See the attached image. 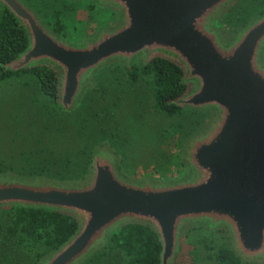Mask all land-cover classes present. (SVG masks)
Wrapping results in <instances>:
<instances>
[{"label":"water","instance_id":"1","mask_svg":"<svg viewBox=\"0 0 264 264\" xmlns=\"http://www.w3.org/2000/svg\"><path fill=\"white\" fill-rule=\"evenodd\" d=\"M70 1L89 2L115 21L74 43L23 0H0L28 38L4 71L52 68L57 105L70 113L103 69L161 57L182 69L189 86L172 104L208 120L184 143V173L175 180L125 177L107 146L91 153L78 182L0 174V211L44 210L78 222L75 234L38 264H83L127 225L156 235L160 264H174L195 227L223 234L242 264H264V14L229 37L218 22L237 0Z\"/></svg>","mask_w":264,"mask_h":264},{"label":"rangeland","instance_id":"2","mask_svg":"<svg viewBox=\"0 0 264 264\" xmlns=\"http://www.w3.org/2000/svg\"><path fill=\"white\" fill-rule=\"evenodd\" d=\"M23 1L51 30L50 25L59 19L64 26L62 37L74 43L115 21L112 13L97 9L89 2ZM263 14L264 0H237L220 17L218 27L230 37ZM138 63L141 62L135 64ZM124 68L111 65L100 71L95 86L86 91L79 106L70 113H64L57 104L59 111L52 110L51 103L41 95L30 75L0 82V174L78 182L88 173L91 153L97 147L107 146L119 156L120 170L125 177L136 181L144 178L168 181L181 177L184 143L205 125L208 115L182 110L169 117L154 109L148 79L140 78L131 83ZM3 220L0 216V224ZM193 230L200 229L187 230L180 247L187 243V235ZM202 230L219 234L228 245L220 232ZM5 247L0 240V253ZM11 259L0 255V264L25 261ZM205 260H189L188 264H213ZM38 262L39 259L36 264ZM94 263L123 264L117 256Z\"/></svg>","mask_w":264,"mask_h":264},{"label":"trees","instance_id":"3","mask_svg":"<svg viewBox=\"0 0 264 264\" xmlns=\"http://www.w3.org/2000/svg\"><path fill=\"white\" fill-rule=\"evenodd\" d=\"M58 20L50 27L54 33L63 36L64 26ZM27 47L25 30L5 8L0 7V82L10 77L30 75L41 95L51 103V109L59 111L56 106L58 78L52 68L38 66L18 72L4 71L2 65L14 60ZM124 72L131 83L140 78L148 79L154 109L169 117L182 112L180 107L172 104L189 88L182 82L183 71L179 66L156 57L145 65L138 63L124 68ZM0 216L4 218L0 224V240L6 246L0 255L10 257L12 261L13 258H22L25 260L23 264H36L38 259L63 245L78 229L74 217L44 210L13 208L6 209ZM193 229L200 230L188 233L187 243L180 247L174 264H188L189 260L204 261L205 258L213 264H242L219 234H208L202 228ZM160 251L158 239L150 229L127 225L114 232L107 246L86 264H95V260L109 256L119 257L123 264H160Z\"/></svg>","mask_w":264,"mask_h":264}]
</instances>
